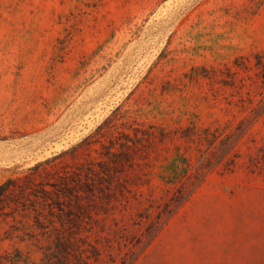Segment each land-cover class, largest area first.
Here are the masks:
<instances>
[{
  "label": "rangeland",
  "instance_id": "obj_1",
  "mask_svg": "<svg viewBox=\"0 0 264 264\" xmlns=\"http://www.w3.org/2000/svg\"><path fill=\"white\" fill-rule=\"evenodd\" d=\"M256 53L264 0H0V183L57 156L52 172L94 168L127 220L168 199L186 160L197 164L179 133H147L242 125L131 264H264V83L254 67L220 81ZM34 204L6 209L0 264L44 263L35 216H49Z\"/></svg>",
  "mask_w": 264,
  "mask_h": 264
},
{
  "label": "trees",
  "instance_id": "obj_2",
  "mask_svg": "<svg viewBox=\"0 0 264 264\" xmlns=\"http://www.w3.org/2000/svg\"><path fill=\"white\" fill-rule=\"evenodd\" d=\"M254 58V61L248 57L236 58L233 66L226 67V77L220 79L222 84H234L235 74L251 67L255 68V74L264 83V55L256 53ZM259 108L260 105L253 110ZM237 129L243 130V126L234 127L229 123L211 129L191 125L174 131L159 128L158 135L155 132L147 133V140L158 137L160 142L179 133L178 137L196 150L197 164L186 160L182 173L168 189V199L159 205L150 204L129 214L127 220L123 214L120 217L116 215V207L110 200L112 196L105 194L103 186H100L102 177L98 176L94 168H89L93 177L85 174L84 178L80 173L67 169L52 172L50 163L57 158L54 156L34 164L26 174L0 183V223L3 216L10 214L7 208L16 210L19 207H32L37 210L34 203L43 204L47 208L44 216H49V224L46 225L39 216H35L36 227L47 241L43 249V264H114V245L119 251L118 264H131L136 256V247L144 243L143 248L150 242L161 228L165 216H171L197 189L215 164L230 151L236 141ZM217 141H225L224 149L218 161H213L215 152L212 149ZM130 163L136 162L132 160ZM49 175L51 177L48 178ZM54 176L56 179L51 180ZM96 176L97 179L94 178ZM133 176L139 177L137 173ZM112 178L117 184L123 179L116 174ZM151 208H154L153 212ZM39 214L42 212L39 211ZM49 226L55 231L54 237L47 229Z\"/></svg>",
  "mask_w": 264,
  "mask_h": 264
}]
</instances>
